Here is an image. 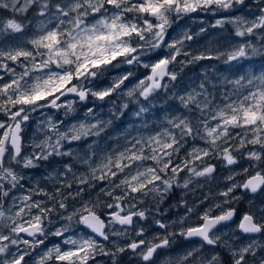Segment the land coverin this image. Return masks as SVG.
I'll list each match as a JSON object with an SVG mask.
<instances>
[{"label":"clouds","instance_id":"obj_1","mask_svg":"<svg viewBox=\"0 0 264 264\" xmlns=\"http://www.w3.org/2000/svg\"><path fill=\"white\" fill-rule=\"evenodd\" d=\"M0 264H264V0H0Z\"/></svg>","mask_w":264,"mask_h":264}]
</instances>
